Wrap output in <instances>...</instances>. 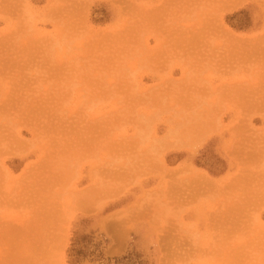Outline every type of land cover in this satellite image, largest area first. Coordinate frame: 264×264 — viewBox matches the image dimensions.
Listing matches in <instances>:
<instances>
[{"label":"rangeland","instance_id":"1","mask_svg":"<svg viewBox=\"0 0 264 264\" xmlns=\"http://www.w3.org/2000/svg\"><path fill=\"white\" fill-rule=\"evenodd\" d=\"M0 264H264V0H0Z\"/></svg>","mask_w":264,"mask_h":264}]
</instances>
